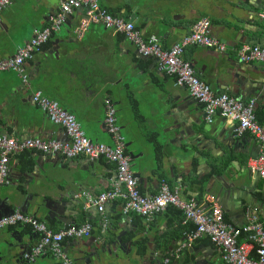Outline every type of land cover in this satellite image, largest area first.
Returning a JSON list of instances; mask_svg holds the SVG:
<instances>
[{
  "label": "crops",
  "instance_id": "crops-1",
  "mask_svg": "<svg viewBox=\"0 0 264 264\" xmlns=\"http://www.w3.org/2000/svg\"><path fill=\"white\" fill-rule=\"evenodd\" d=\"M63 1L14 0L4 7L0 20V59L14 56L20 47L35 37L38 30L49 26L60 12ZM208 1L156 0V4L163 9L164 30L145 20L148 16L153 21L157 20L145 6L139 3V9L134 10L138 4L135 0L133 3L131 0H100V3L109 12L119 10L118 16L133 20L145 38L152 35L158 37L165 50L190 34L199 19L209 18L211 35L225 44L226 49L222 51L192 44L186 48L184 59L191 63L196 75L208 83L217 95L227 93L247 102L255 99L256 120L264 125V62H245L238 54V48L245 43L260 41L257 45L264 47V18L261 17L264 0L241 1L247 10L259 13L248 19L245 18L246 13L244 17L229 16L225 10L208 4ZM214 1L221 3L222 0ZM86 11L85 7H81L67 14L61 28L26 62L29 84L23 82L16 70L0 72V135L20 139L67 140L64 127L53 122L33 101V94L40 91L43 96L57 101L74 114L90 139L113 146L114 140L105 125L104 101L109 97L117 108L131 168L132 165L138 166L133 172L139 174L138 184L142 193L156 194L161 179L165 178L172 188L182 187V198L202 200L210 192L217 194L227 183L226 174L230 176L237 169H245V173L251 171L248 160L259 153V143L252 134L245 132L238 136L236 122L220 116L207 123L204 104L198 101L189 106L197 121L185 117L177 108L178 103L195 98L187 87L176 84L175 76L161 69L157 58L140 54L133 41L102 23L91 24L83 36L77 34L76 29ZM231 133L234 135L231 136ZM183 142L191 147H183ZM194 145L212 162L214 169L211 175L205 176L196 169L200 162ZM59 156H62L61 160L65 157L60 153ZM51 157L37 150H20L11 156L7 182H19L21 192L15 200L18 202H22L25 196L33 202L37 194L35 189L39 190L41 186L45 187V195L50 200H57L65 194L64 200L68 202L78 196V204L67 203L63 215L55 209L51 210L53 215L50 217L46 209L37 214L31 211L24 213L41 221L47 217L45 222L54 230L90 222V236L65 241V250L72 253L73 258L79 256L80 264H100L101 257L111 259V255L118 256L124 264H160L164 256L178 250L186 241V233L195 228L193 223H189L180 229L176 215L179 208L175 205H169L152 221L137 212L124 213L123 202L119 200L108 203L103 212L93 206L86 208L87 194L97 196L114 181L115 166L104 159L91 162L85 156L65 157L64 164L59 160V165L64 167L58 165L45 176L24 174L36 159ZM216 177L223 180L220 182ZM212 178L215 180L212 181ZM247 183L246 191H249L244 197L238 193L239 196L234 198L233 193L223 204L227 220L237 226L247 224V208L264 218V179L249 178ZM209 184L210 190L207 189ZM60 210L63 212L62 207ZM106 220L108 225L105 229ZM110 226L111 234L104 242ZM5 229L6 233L20 230L27 239L32 235L34 238L35 232L23 226ZM120 234L122 238L113 245ZM36 240L37 235L31 241ZM98 244H103L104 248L100 245L97 252ZM89 252L92 253L90 256ZM87 254L88 258H85ZM57 263H60L59 260L51 256L49 264ZM170 264L226 263L220 249L205 236L192 246L184 247L180 256Z\"/></svg>",
  "mask_w": 264,
  "mask_h": 264
},
{
  "label": "built area",
  "instance_id": "built-area-1",
  "mask_svg": "<svg viewBox=\"0 0 264 264\" xmlns=\"http://www.w3.org/2000/svg\"><path fill=\"white\" fill-rule=\"evenodd\" d=\"M14 0H0V20L4 7ZM85 7L86 16L81 20L76 32L79 36L88 30L93 23H102L123 33L135 43L140 54L155 57L159 60L162 70L176 77V84L187 87L190 94L198 102L204 104L205 121L213 122L216 116L236 122L235 132L242 136L245 132L252 134L259 143V153L248 160V168L258 173L264 179V125L256 120V100H243L241 97L227 93L217 95L211 86L201 80L190 62L184 59L187 47L200 44L215 47L224 51L226 45L211 35V21L209 18L199 19L194 23L192 32L178 41L169 50L162 48L158 37L152 35L145 38L136 28L133 20L114 16L102 6L100 0H65L60 12L53 18L45 29L38 30L35 37L25 46L20 47L14 56L0 59V72L16 70L25 84H29V74L25 67L28 60L57 32L67 18V14L74 9ZM264 18V11L261 12ZM240 58L245 62H264V47L257 44L245 43L238 48ZM33 101L42 108L50 119L64 127L67 140H46L40 137L20 139L12 135H0V185L8 181L10 173V159L20 150H37L44 153H60L67 158L85 156L91 161L104 159L115 166L116 179L111 186L97 196L86 195L85 207H96L105 211L108 203L123 202V212L130 211L143 214L148 221L165 210L169 205L177 206L183 212V224L193 223L195 228L186 233V241L178 248L164 256L160 264H170L180 256L184 247L203 238L210 237L219 247L222 259L226 264H264V218L260 219L255 212H248V223L237 226L225 219L223 204L213 194L208 193L202 200L197 198H182L181 186L172 188L167 179L162 178L160 188L154 195L141 192L138 177L131 168L127 154V144L121 132L117 108L111 98H106L105 125L114 140L110 146L93 141L82 129L76 116L61 107L55 100L42 95L40 91L33 94ZM28 224L37 234V240L31 249V258L39 257L42 253H50L61 264H74L73 259L65 250V241L69 239L90 236L92 224L86 222L80 225H68L59 230L52 229L45 221L39 220L31 214L20 210L12 215L0 219V229ZM106 229L108 222L104 223ZM246 235L245 240H242ZM256 250V257L252 253Z\"/></svg>",
  "mask_w": 264,
  "mask_h": 264
},
{
  "label": "water",
  "instance_id": "water-1",
  "mask_svg": "<svg viewBox=\"0 0 264 264\" xmlns=\"http://www.w3.org/2000/svg\"><path fill=\"white\" fill-rule=\"evenodd\" d=\"M138 4H136L134 6V10L139 9L140 5L145 6L147 8V10H150L152 14V16H154L155 18H157L156 21L151 20V16H148V18H145V20L149 23V21H151V23H154L155 25H157L159 27V29L164 30L166 27L165 21H164V16H163V9L160 8L157 4H156V0H135ZM241 1L243 0H222L221 3H214V0H209L208 4L211 5H215V6H219L221 9L225 10V12L231 16L236 15L237 17H244L245 13L246 19L250 18L251 16H256L259 13L254 11V10H247V7L245 6V3H242ZM131 2L133 3V0H131ZM147 23V24H148ZM149 25V24H148ZM229 28V25H226ZM241 33V32H240ZM239 33V35H240ZM238 37V36H237ZM225 40V39H224ZM260 42V41H259ZM259 42H252L254 44H260ZM194 62H196L194 60ZM256 74L259 73L258 69L255 70ZM255 73V72H254ZM254 74L252 75L251 79H253ZM257 79V78H256ZM255 79V80H256ZM182 95H180L181 97ZM181 99V98H179ZM182 100V99H181ZM193 102H197L196 99H183L181 101V103H178L177 108L179 110H182V113L185 115V117H191L193 121H197L195 120L192 114L193 111L191 109H189V106L193 103ZM205 131H207V129H205ZM194 133V132H193ZM188 135H190V133H186ZM234 134L231 133V136H233ZM48 155L52 156L50 159L47 158H40V159H36V162L32 165L29 166V171L27 173H24L26 176H31L34 177L35 175H42L45 176V174L48 171H53L54 169L58 168L59 165V160L61 163H63L66 158L63 157V159L61 160V157L59 156V153H47ZM258 153H255L253 155V157H256ZM55 158H58L57 160ZM94 162V161H91ZM64 164V163H63ZM93 164V163H91ZM61 167H64V165H59ZM136 176H138V173H135ZM217 179L220 180V182L223 180L222 177H216ZM227 178V183L225 185H222V188L218 190L217 194L215 192H210L212 193L217 200H219L222 204H225L226 199L233 195V193H235L233 195L234 198H237L239 196L238 193L241 194V197L245 196V193H247L249 191V189L246 191V188L248 187V179L249 178H260L258 173H254L251 171H248L247 173H245V169H243L242 171H239L238 169L231 173L230 176L226 174ZM116 179V175L114 176V180ZM215 180V178H212V181ZM231 180V181H229ZM28 181L25 182V184H27ZM19 182L13 181V182H5L3 184L0 185L1 187H11V191L10 192H6L3 193L0 189V219L4 216H8V215H12L13 213H15V211L20 210L23 212H33L34 214H37L41 211H43V209L48 210V215L49 217L53 215V212H51L52 209H55L56 211L58 210V212L60 214H64L66 211V208L68 205H66L67 203H72V204H78V196H75L77 199H74V197H72L71 200H69L68 202L66 200H64V195L62 194L60 196V198H58L57 200H48V202L43 203V202H32L31 199L29 198V196H25L24 200L22 202H18L15 201L18 199L19 197V193L21 192L19 190ZM254 186V185H253ZM251 186V187H253ZM211 186L210 184L208 185L207 189L210 190ZM246 191V192H245ZM240 197V198H241ZM58 207H62L63 212L60 210V208ZM251 208H247L248 211H250ZM55 214V213H54ZM47 217L45 218V221H47ZM110 229L111 226L106 230L107 234H105L103 241L105 242V240H107V238L109 237L110 233ZM19 232L22 234V232L19 230ZM24 236L23 239H21V245H20V250L16 251L15 255H18L16 262L19 263L20 261L22 262V264H40V262L42 260H44L45 258L48 257V253H42L39 257H34L31 258V249L33 247V243L31 240L35 239L36 234L34 233V238L33 235L29 237V239H27L25 237L24 234H22ZM9 237H12L15 239V236L11 233L9 234V236L4 239V238H0V244L2 246L5 247V249H7L9 251L10 246L8 245L9 243ZM122 238V235H118L117 239L115 241H113V245H116L120 239ZM103 243V242H101ZM104 248L103 244H98V246L96 247V251L97 249H99L101 246ZM81 252H84V250H81ZM98 252V251H97ZM74 261H77V259H74Z\"/></svg>",
  "mask_w": 264,
  "mask_h": 264
},
{
  "label": "rangeland",
  "instance_id": "rangeland-1",
  "mask_svg": "<svg viewBox=\"0 0 264 264\" xmlns=\"http://www.w3.org/2000/svg\"><path fill=\"white\" fill-rule=\"evenodd\" d=\"M183 144V147H188L190 145H187L185 142L182 143ZM191 147V146H190ZM194 150H195V154H196V158L197 160L200 162L198 165H197V170L205 175V176H209L211 175L212 173V170L214 169V166L212 164V162L209 161V159H207L204 155L203 152L200 151V148H196L195 145H194ZM208 161V162H207ZM137 165V164H136ZM136 165H132V169L134 172H136V170L138 169V166ZM211 178V177H210ZM1 191L3 193H6V192H10L11 191V187H1L0 188ZM45 187L44 186H41L39 188V190L35 189V193H37L36 195H34L33 197V202H43V203H46L48 202V199L47 196L45 195ZM259 217V216H258ZM248 218V216H247ZM260 218V217H259ZM260 219H263V218H260ZM247 223H248V220H247ZM7 230L5 228L3 229H0V238H4L6 239L10 233H6ZM36 234V232H35ZM37 235V234H36ZM245 237L242 239V240H245L246 238V235H244ZM208 237V236H207ZM210 238V237H209ZM211 239V238H210ZM216 245V244H215ZM219 248V247H218ZM70 255L71 258H73V254L72 253H68ZM252 256L253 257H256L257 254H256V250L252 253ZM111 259L108 258V256H103L101 257V261L99 262L100 264H124L122 259H120L118 256H110ZM50 260H51V256H48L47 258H45V260H42L40 262V264H49L50 263ZM162 261V260H161ZM61 263V262H60Z\"/></svg>",
  "mask_w": 264,
  "mask_h": 264
},
{
  "label": "flooded vegetation",
  "instance_id": "flooded-vegetation-1",
  "mask_svg": "<svg viewBox=\"0 0 264 264\" xmlns=\"http://www.w3.org/2000/svg\"><path fill=\"white\" fill-rule=\"evenodd\" d=\"M15 226H17V225H15ZM10 227H12V226H10ZM11 233L15 236V239L12 237H9V243H8V245L10 246L9 251L7 249H5V247L0 244V264H22L21 261L19 263L16 262L18 255H15V253H16V251L20 250V245L22 244L21 239L24 238V236L22 235L23 233L21 234L18 230L11 231L10 234ZM34 242H32L33 246L35 244ZM90 254H92V253L89 252V256H90ZM48 256L53 257L52 254H49ZM85 258H88V254L86 255ZM72 259H73V261H74V259H77V261H74V264H80L79 256H74V258H72Z\"/></svg>",
  "mask_w": 264,
  "mask_h": 264
},
{
  "label": "trees",
  "instance_id": "trees-1",
  "mask_svg": "<svg viewBox=\"0 0 264 264\" xmlns=\"http://www.w3.org/2000/svg\"><path fill=\"white\" fill-rule=\"evenodd\" d=\"M110 12L114 15V16H118V15H120V11L119 10H110ZM199 197V196H198ZM200 198V197H199ZM172 205V204H171ZM171 208H173L172 206H171ZM175 208V207H174ZM177 214V217H178V219H179V224L178 225H180L181 226V228L180 229H182L183 228V212L179 209V211H177L176 212ZM40 219V218H39ZM225 219L227 220V218H226V216H225ZM41 220V219H40ZM228 221V220H227ZM18 226H23V227H26V228H28V229H32V227L30 226V225H28V224H19V225H17L16 227H18ZM55 228V227H54ZM209 238V237H208ZM50 253H48V255H49ZM57 264H61V263H57Z\"/></svg>",
  "mask_w": 264,
  "mask_h": 264
}]
</instances>
